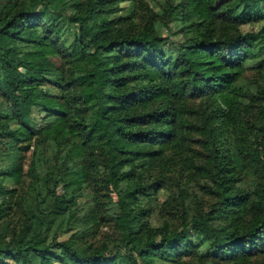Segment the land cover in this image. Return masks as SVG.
<instances>
[{"label": "trees", "instance_id": "1", "mask_svg": "<svg viewBox=\"0 0 264 264\" xmlns=\"http://www.w3.org/2000/svg\"><path fill=\"white\" fill-rule=\"evenodd\" d=\"M160 7L144 16L142 0H19L1 13L0 33L44 60L19 78L20 55L0 46V87L7 73L17 92L0 106V157L33 137L25 187L0 198V264H182L193 253L255 264L264 255V22L241 28L264 20V0ZM49 127L53 138L37 135ZM74 175L96 193L103 183L115 191L107 217L129 250L88 241L104 210L97 198L85 210L81 190L56 192ZM200 179L212 201L191 213L188 185ZM170 187L156 226L147 199Z\"/></svg>", "mask_w": 264, "mask_h": 264}, {"label": "rangeland", "instance_id": "2", "mask_svg": "<svg viewBox=\"0 0 264 264\" xmlns=\"http://www.w3.org/2000/svg\"><path fill=\"white\" fill-rule=\"evenodd\" d=\"M19 0H0V15L2 12H8ZM165 0H142L143 3V11L142 14L146 16L149 13L148 9L155 8V10H159L162 4H164ZM144 18V17H143ZM264 22V20L248 23L241 25L242 30H247L250 27H258L259 23ZM22 35L29 36L30 31L28 29L22 32ZM0 46L8 47L12 46L20 55V58L23 61V65L18 67L13 72V75L19 78H24L33 74L32 67L39 66L42 64L44 57L40 51H28L25 47L10 37L0 33ZM49 59L55 62L60 60L57 54H49ZM142 73L147 72L149 70L146 68L139 69ZM151 73V69H150ZM251 76H254L253 74ZM4 80L2 81V87H0V106L6 105L10 96L17 95L16 90L11 83V76L7 73L4 74ZM217 99L221 103V105L226 109V111H231L232 109V99L231 97L223 90L219 89L216 93ZM55 128L49 127L44 128L37 135L43 137V139L53 138L55 135ZM33 137H25L24 140L21 141H11L8 150H5L0 157V168L2 170L9 172L13 175H6L0 179V182L4 185L0 188V198L5 200L15 199L16 192L23 187H25L27 182V177H25L26 169L28 166V156L30 154L31 146H32ZM19 175H15V174ZM194 181V180H192ZM206 180L200 179L198 181L192 182L188 185L189 194L186 198V205L190 208V212L192 213L198 207L203 210L206 209L210 202L212 201V196L207 192L208 186L205 185ZM94 186L91 183H85L79 176H69L61 181L56 186L57 193H69L73 190H81L87 194L83 198L89 200L85 206V210L89 211L91 209H96V198L99 200V204L104 210L102 213H99V218L97 223L94 224L93 233L87 239L90 241L93 246H97L102 252H112L115 250V246L118 245L122 251L129 250L128 245H126L122 240V237L125 236L123 234L122 228H120L112 217H107V214L113 211V201L116 199L115 191L112 187L103 183L101 187L98 188V192L96 193ZM175 188L161 189L157 194L153 195L151 200L147 199V202L153 203V211L150 214V219L156 226H160L162 224V215L161 213L164 211L165 206L164 201L165 198L173 195L175 192ZM104 207L106 209H104ZM15 207L14 209H16ZM15 211V210H13ZM14 214V213H13ZM18 212H16L15 216L11 221L15 223L17 221ZM178 221L173 222L177 224ZM44 225L41 222L39 224V228H42ZM18 227V225H17ZM17 232V231H16ZM16 234V233H15ZM30 233H23L22 238H28ZM9 238V237H8ZM139 240L135 239L131 242L133 250H137ZM121 245V246H120ZM113 248V249H111ZM117 249V248H116ZM210 257L206 255H200L198 253H193L191 256L185 257L182 264H213L210 262ZM255 264H262L264 262V255H259L255 258ZM173 264V263H168ZM181 264V263H175Z\"/></svg>", "mask_w": 264, "mask_h": 264}]
</instances>
